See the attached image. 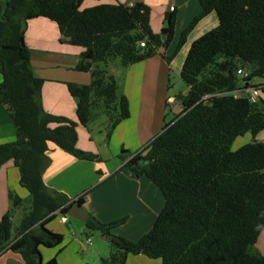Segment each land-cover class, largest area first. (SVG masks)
I'll use <instances>...</instances> for the list:
<instances>
[{
    "label": "trees",
    "instance_id": "16d2710c",
    "mask_svg": "<svg viewBox=\"0 0 264 264\" xmlns=\"http://www.w3.org/2000/svg\"><path fill=\"white\" fill-rule=\"evenodd\" d=\"M198 1L200 13L166 56L175 39L176 9L166 15L162 33L154 34L151 9L143 3L82 9L83 0H0V108L8 112L18 137L0 144V169L13 162L31 199L16 237L13 212L3 216L0 253L17 252L24 264H59L56 258H42V249H58L64 241L49 224L58 214L67 215L75 202L83 206L92 189L71 200L46 186L49 145L100 163L97 154L77 147L78 127H88L94 111L104 108L110 137L131 115L115 77L98 64L119 59L129 67L159 51L171 62L196 24L215 12L219 25L197 39L185 59L181 78L189 91L176 95L181 112L171 121L166 115L162 132L142 151L119 156L122 170L149 179L162 193L164 207L153 227L134 242L113 232L126 218L106 224L88 214L85 233L98 232L110 244L102 264H127L130 256L141 255L162 264H264L257 248L264 231V143L255 140L264 130V0ZM37 18L56 23L63 42L82 49L75 70L90 73L92 82L67 84L77 101L78 122L44 108L45 81L34 75L25 40L26 23ZM240 69L248 76H240ZM255 79L261 83L254 84ZM251 88L259 89L257 99L247 94ZM247 134L254 140L233 150Z\"/></svg>",
    "mask_w": 264,
    "mask_h": 264
},
{
    "label": "crops",
    "instance_id": "0c3cea01",
    "mask_svg": "<svg viewBox=\"0 0 264 264\" xmlns=\"http://www.w3.org/2000/svg\"><path fill=\"white\" fill-rule=\"evenodd\" d=\"M137 3L151 9L150 25L154 34L162 33L166 26V15L177 10L175 39L166 56L172 55L181 34L201 11L198 0H83L82 9L99 4L133 6ZM217 24L219 21L214 12L201 19L171 62H167L162 51H159L152 58L124 67L120 72L124 77L118 93L126 96L130 103V118L121 122L110 137L108 128L106 133L100 132L97 138L89 126H79L77 130V147L97 154L102 162L76 159L50 143L48 156L51 163L43 178L46 186L71 200L92 189L83 205L88 214L106 224L126 218V223L113 232L130 241H139L147 234L164 207V198L149 179L136 178L122 170L124 162L119 156L124 151L128 157L142 151L162 132L168 110L174 116L181 112L176 95H185L189 91L181 78V71L190 45L216 28ZM25 40L31 51L34 75L45 81L42 88L45 110L78 122L77 101L69 93L67 84L90 85L92 82L90 73L75 70L81 60L82 49L63 42L58 25L45 18L26 23ZM108 68L110 73H114ZM172 78L178 79L176 89H170ZM2 80L0 75V84ZM256 83L261 82L258 80ZM17 139L13 121L6 109L0 108V144L13 143ZM242 139H245L242 141L244 145L254 140L251 134ZM255 140L264 143V131L258 133ZM15 197L30 200L28 191L21 186L18 168L10 161L0 169V222L11 211ZM63 219L64 216L58 214L57 219L49 224V229L61 234L64 241L58 249H42L45 262L56 258L59 264H102V260L109 257L111 250L105 237L101 235L102 238L92 243L90 239L81 237L85 233V222L75 218L70 221V217L66 221ZM257 248L264 255V231L258 239ZM160 262L141 255L130 256L127 264H162ZM0 264L24 262L19 253L9 249L0 254Z\"/></svg>",
    "mask_w": 264,
    "mask_h": 264
},
{
    "label": "rangeland",
    "instance_id": "374dc122",
    "mask_svg": "<svg viewBox=\"0 0 264 264\" xmlns=\"http://www.w3.org/2000/svg\"><path fill=\"white\" fill-rule=\"evenodd\" d=\"M214 14L216 15L215 12H214ZM216 17H217V15H216ZM197 39H199V38H197ZM196 40H194L192 42V44ZM192 44L190 45L189 51L191 49ZM189 51H188V53H189ZM188 53H187V55H188ZM187 55H186V58H187ZM108 66H109V68H108ZM108 66H105L104 63H99V68H101V69H107L108 68L109 70L114 72V73H110V74H112L115 77V79L117 81V84H118V92H119V90H120V88L122 86L123 77H124V74H122L120 72L123 71L124 67L122 66V64H121L119 59L108 63ZM257 81H258V79H255L253 81L254 84H257L256 83ZM177 86H178V79L172 78V87H170V89H176ZM249 94L250 93H248V95ZM238 95L241 96L242 94H238ZM104 114H105V109L104 108H100L98 110H95L94 111V115H93V117H94L93 119L94 120L89 125V129L91 130L92 134L96 138L98 137L100 132L106 133V129L109 127V124H108L109 121H107V117ZM96 115H98V116H96ZM173 117H174V115L172 113H170V111L168 110L167 121H171ZM262 131H264V130H262ZM262 131H260V132H262ZM238 140L239 141H237L233 145V147H232L233 150H237V149H239L240 147H242L244 145V144H242V141H244L245 139L239 138ZM19 200H20V203H18V204H16L15 200H14L13 204H12V207H11V212L14 213L13 214V230H12L13 231V238L17 236L16 235L17 234L16 231L19 228V225H20L22 219L31 211V199L29 201H25V200H22V199H19ZM72 220L73 219H71V217H70V221H72ZM84 230L86 231V227H85ZM81 237L84 238L85 240L90 239L92 241V243H95V241L98 240V238H102L101 235L98 232L84 233L83 235H81ZM108 246H109V248L111 250L110 244ZM156 262H159V261H156Z\"/></svg>",
    "mask_w": 264,
    "mask_h": 264
},
{
    "label": "water",
    "instance_id": "95a60500",
    "mask_svg": "<svg viewBox=\"0 0 264 264\" xmlns=\"http://www.w3.org/2000/svg\"><path fill=\"white\" fill-rule=\"evenodd\" d=\"M68 217L81 220L83 222L88 220V213L83 209L78 202H75L67 213Z\"/></svg>",
    "mask_w": 264,
    "mask_h": 264
},
{
    "label": "built area",
    "instance_id": "2783aa9c",
    "mask_svg": "<svg viewBox=\"0 0 264 264\" xmlns=\"http://www.w3.org/2000/svg\"><path fill=\"white\" fill-rule=\"evenodd\" d=\"M140 47L145 48L146 47V41H142L140 42ZM238 74L242 77H247L248 73L245 70H239ZM250 93L249 95L251 96V98L253 99H257L260 95V91L257 88H251L247 91V94ZM64 221H66V218L63 219ZM89 242V241H88Z\"/></svg>",
    "mask_w": 264,
    "mask_h": 264
},
{
    "label": "clouds",
    "instance_id": "9594fccd",
    "mask_svg": "<svg viewBox=\"0 0 264 264\" xmlns=\"http://www.w3.org/2000/svg\"><path fill=\"white\" fill-rule=\"evenodd\" d=\"M63 216H64V215H63ZM66 216H67V215H65L64 218H67V217H68V216H67V217H66ZM6 250H7V249H6ZM4 251H5V250H4ZM2 253H3V252H1L0 254H2Z\"/></svg>",
    "mask_w": 264,
    "mask_h": 264
}]
</instances>
